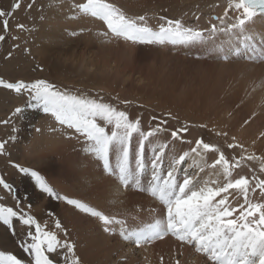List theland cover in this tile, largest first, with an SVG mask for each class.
Segmentation results:
<instances>
[{"label": "snow or ice", "instance_id": "6c2138e0", "mask_svg": "<svg viewBox=\"0 0 264 264\" xmlns=\"http://www.w3.org/2000/svg\"><path fill=\"white\" fill-rule=\"evenodd\" d=\"M34 3L32 0L27 8L31 9ZM20 8L21 0H15L7 10L0 8V43L18 39L12 34L10 22ZM74 8L102 21L105 30L99 35L107 39L162 47H205L225 62L233 57L264 61V35L257 39L258 34L249 29L256 18H264V0H227L223 15L212 16L206 27L190 26L182 19L163 15L154 27L145 15L129 16L109 0H84L75 3ZM200 19L195 17L197 24ZM16 27L24 30L25 26ZM218 34L235 36L236 43L217 46ZM12 57V51H8L4 59ZM0 89L27 97L23 106L14 107L8 119L0 120V124L12 125L11 134L0 139V157H10L9 147L18 142L20 129L13 118H22L28 108L39 109L66 130V139L84 141L87 154L113 179L117 191L144 194L158 202L159 211L151 222L130 224L129 219L136 221L139 212L111 214L83 198L62 195L39 170L9 160L21 175L34 181L43 195L94 219L103 233L118 237L125 245L147 249L157 241L173 238L178 249L171 264H181L184 246L193 248L210 264H264V155L250 152V146L236 136L226 147L240 151L229 157L222 146L206 142L203 136L185 139L193 126L213 131L207 123L170 128L169 121L179 122V117L170 111L165 118L152 116L154 124L145 130L139 116L131 117L127 110L104 102L102 97L61 91L47 79L0 76ZM120 103L129 105L132 101L125 99ZM215 135L228 138L229 133L215 130ZM162 139L163 143H156ZM177 143L181 145L179 151ZM184 144L188 145L187 150L182 147ZM210 153L215 157L211 163ZM249 162H259L258 171ZM243 167H248L250 177L237 171ZM0 187L16 200L15 206L0 203V228L30 257L26 260L0 251V264H81L69 228L54 209L47 213L51 225L42 222L32 214L30 204L23 206L13 185L3 176ZM3 199L0 197V201ZM159 261L165 264V256L161 255Z\"/></svg>", "mask_w": 264, "mask_h": 264}, {"label": "bare ground", "instance_id": "6f19581e", "mask_svg": "<svg viewBox=\"0 0 264 264\" xmlns=\"http://www.w3.org/2000/svg\"><path fill=\"white\" fill-rule=\"evenodd\" d=\"M46 1L50 4V8L53 11L51 12V22H47V30H45L44 35L40 39L39 54L43 59L49 57L47 53L49 50H56V48L58 49L62 45L60 44L61 40H59L63 36L62 30L66 31L68 26L79 27L78 23L86 27L84 30H88V26L92 23L84 19L87 18L84 17L86 16L84 14L82 16L78 15L75 18L76 12H71V18L70 16L67 18L66 15L68 14L65 13L70 3L69 0ZM132 1L137 2L134 3V8L136 4H138L139 9L146 7L147 15L145 16L148 17L149 23L154 27L161 22L159 21L161 15L171 19H182L190 26L206 27L212 16L223 15L224 8L227 5V0ZM76 11L78 12V10ZM196 16L201 17L198 24L195 20ZM73 19H79L80 22ZM94 22L98 24L97 21ZM249 29L252 34H258L256 38L260 39V36L264 35V18H256L249 25ZM88 37H83V48L81 49L86 51L88 57L97 58L99 64H91L92 66L90 67L86 64L89 68L84 70L86 77L93 75L97 70L102 68L116 76L117 69H119L117 66L122 64L120 67H124L122 74L131 77L130 79L140 89L138 93L141 94L144 91L147 94H155L158 90V93L156 92L157 97H153V95L148 96L151 101L148 103H154V106L157 104L158 113L162 110L172 113V110H174L176 115L187 114L184 116L178 115L181 117V121L179 122L175 120L169 121L170 128L179 127L183 122L191 125L207 123L209 128L213 129V131H209L198 126L190 127L189 132L185 134V139L194 140L203 136L205 140L206 138L208 139V142L217 143L222 146L226 155L228 154L231 157L232 155H238L240 150H229L226 145L228 142H231L232 136H236L240 142H243L246 146H250V152L264 155V61L258 59L249 61L242 57H233L225 62L211 55V49L205 47H162L158 45H143L142 47H138L137 44L120 40L121 42L118 41L120 44L117 46L116 51H114L115 53L112 52V54H115L114 58L116 62L115 64L112 63L114 65L111 66V63H109L110 59L104 60L110 47L107 46L106 48L109 47L107 50L103 48L104 45H102L103 47L93 46L94 44L90 45L86 42ZM216 40L217 46L236 43L235 36L229 37L224 34H218ZM147 59L151 62H144V64H151L152 66L159 64L160 60L168 62L166 66L170 65V62L176 61L174 65H179L183 69L178 70L176 66L172 67L174 69L171 70L166 68L169 70V74L164 80L150 76L147 78L148 74L142 72L143 68L139 64L142 60L146 61ZM151 65L147 70L152 68ZM177 73H184V76H179L173 81L172 78H175ZM169 76L171 77L168 79ZM154 82H163L164 85L160 88L158 87V89L156 87L153 88L152 86H156ZM148 85L151 86V89L147 88ZM110 87L111 85L106 89H110ZM103 91L105 92V90ZM109 92L112 93V91ZM140 94L138 97L142 96ZM142 101H136L135 105L130 106L129 114L131 117L139 116L142 119L143 127L147 130L149 125L154 124L151 121V117L155 112L154 109L150 108V104L148 106L144 100ZM140 104L143 107H140ZM141 109L143 110L140 111ZM246 121L247 123H245ZM215 130L227 131L229 133L228 138L216 136ZM65 136L66 130L60 127L52 131L51 134L44 133L36 137V134L33 132L29 137L28 134L23 135L18 155L21 154L22 160L26 158L30 161L33 160L32 156L34 155L36 158L34 160L35 163H32L34 168L39 170L62 195H68L72 198H83L92 205L99 206L111 214L123 215L127 212H139L136 221L129 219L130 224L140 223L141 221L143 223L151 222L152 217L159 211L158 202L153 201L144 194L117 191L113 179L104 174L95 159L87 154V146L84 144V141L82 139H66L64 138ZM33 140L37 141V146H35L34 150L32 146ZM253 141H255L254 146ZM163 142V139L156 141V143ZM151 147L152 145L149 146V148ZM182 147L187 150L188 145L184 144ZM180 148L181 145L177 143L176 150L179 151ZM148 155H151L150 151ZM214 158V154L210 153L208 155V162L211 163ZM249 166L258 171L260 165L259 162H249ZM237 171L249 177L252 175L248 167H243ZM221 179L223 178L221 177ZM20 181L21 183L25 181L24 185L28 189V192H26L27 189L22 183L20 191L23 190V192L19 193L26 197L22 198V195L19 197L23 202V206L27 207L30 204L32 206V214L40 218L42 222H47L50 225L52 221L48 218L47 213L50 209H54L69 228L71 233L70 238L77 245L76 251L81 259V264H160L159 258L161 255L165 256V264H171L172 258L178 249L177 242L173 238L157 241L147 249L125 245L118 237H112L103 233L94 219L72 211L70 206H66L62 201L48 198L40 193L38 189L34 190V184L30 183L28 177L24 176ZM154 208L156 212L152 211ZM182 251L183 255L180 256L181 264H210L204 256L196 253L191 247L184 246Z\"/></svg>", "mask_w": 264, "mask_h": 264}, {"label": "rangeland", "instance_id": "374dc122", "mask_svg": "<svg viewBox=\"0 0 264 264\" xmlns=\"http://www.w3.org/2000/svg\"><path fill=\"white\" fill-rule=\"evenodd\" d=\"M69 1L70 3L65 13V14H68L66 15L67 18L69 16L71 18L72 16L71 12H76V14L74 15L75 18H77L76 16L78 15L82 16L83 14H80L79 12H77L73 5L74 3L84 2V0H69ZM139 1L142 2L141 0ZM14 2L15 0H0V8L7 10L11 7V5ZM31 2L32 0H21V8L16 11L14 17L12 18L10 22V28H11L12 34L17 36L18 39L17 40L8 39L6 43H0V76H3L7 79H19V78H23L26 80L47 79L48 81L56 84L57 87L61 91L66 90L72 95H82V96H88L92 98L103 97V101L105 100L104 102L113 104L120 110H127L129 113H130L129 111L130 106H133V104L134 103L136 104L138 101L143 102L142 100H144V102L147 103L148 106L149 104L151 105L150 108L154 109L155 113H153V116H157L159 118H165L166 113L168 112H166L165 110H162L158 113V110H157L158 107L156 106L157 104H155L154 106L153 102H152L153 104L148 103V102H151L148 96L153 95V97L154 96L157 97V94H156V92L158 93L157 89L158 87L160 88L161 86L164 85L163 82H158V83L154 82L156 86H152V87L157 88L155 89L157 90L155 94H147L144 91L143 93L140 94L138 93L140 89H138L137 85H135V83L130 79L131 77L125 76L124 74H122V70L124 68L123 66L122 68H120L122 64H119L117 66L120 70L117 69L118 72H116V76H114L115 75L114 73H113L114 75H112L110 71H107L103 68L100 70H97L96 72L98 73L95 72L93 75H88V77L84 75L86 74L84 73L85 72L84 70L89 69L88 67L94 64H99L97 61V58L88 57V54H86V51H84V49L83 50L81 49L83 48L82 42H83L84 36L86 37L89 36L86 39L87 40L86 42H88L90 45L94 44L93 46H96V47H103L102 45H104L103 48L107 50L110 47L109 51L106 50L108 53L105 55L104 60L110 59L109 63H111V66L114 65L116 62L114 58L115 54H112V52L116 51L117 46L120 44L118 43V41L119 42L123 41V39H118V40L108 39L107 40V38L100 36L99 33L105 30V26L103 25V23H101L102 21H98V19H95L87 15L84 16V17H87L84 19H86L89 22H92L90 26H88V30L86 29L84 30V28L86 27L81 26L80 23H78L79 27L68 26V28H66V31L62 30L63 36L61 37L63 38L60 37L59 39L61 40L60 44H62L60 48L58 49L56 48V50L55 49L49 50L47 52L49 57L46 59L41 58L39 54V47H40L39 45L41 41L40 39L42 35H44L45 30H47V25H48L47 22L48 21L51 22V19H52L51 12L53 10L50 8V4H48L46 0H35L33 7L31 9H28L27 5ZM109 2L115 3L118 7L122 8L129 16L147 15L146 7L139 9L138 4H136L135 5L136 7L134 8V3H137L136 1L133 2L132 0H109ZM73 20H77V19H73ZM92 20L97 21L98 24H96V22ZM77 22H80V20L78 19ZM17 24H23L25 26L24 30L17 29L16 27ZM0 30H2V25H0ZM73 33H75V35H73ZM78 41L79 42L81 41V42L79 43ZM127 43H130V42H127ZM13 44H18L19 47L13 48L12 47ZM137 45L138 47L143 46V44L141 45L137 44ZM107 46L109 47L106 48ZM8 51H12L13 57L10 60H5L4 57ZM112 60H115V61H112ZM88 62L90 63L88 64ZM144 62L147 63L151 61L147 59L146 61L142 60L141 63H139L143 68L142 72H145L144 74L146 73L148 74L147 78L150 76V77H158L164 80L169 74L168 73L169 70L174 69L172 67L176 66L178 70L183 69L179 65H174L175 64L174 62L176 61L170 62V65L168 66H166L168 62L164 60H160V63L157 64L156 66L154 65L152 66L151 64H144ZM86 64L88 65V67ZM150 65L152 66V68L147 70V68H149ZM166 68L169 70H167ZM152 72L154 75L152 74ZM102 73H104L105 75ZM179 76L183 77L184 73L183 74L177 73L176 77L172 78V80L174 81ZM115 77H118V78H115ZM170 77L171 76H169L168 79ZM110 85H111L110 89H106ZM174 87H177V86H174ZM147 88L151 89V86L148 85ZM103 90H105V92ZM108 90L112 91V93H110ZM103 93H106V94H103ZM135 94H138V95H135ZM139 94L142 96L138 97ZM26 99L27 97H19L7 90L0 89V120L8 119L14 107L23 106ZM125 99L132 101V104L125 105V104L120 103L121 100H125ZM142 110L143 109H141L140 111ZM172 114L176 115L174 110H172ZM178 115L184 116L187 114L185 113V114H178ZM13 119L15 120V126L20 129L19 138H18L17 143L9 147L11 156L10 157H0V176H3L7 182L13 185V187L15 186L16 188L14 187V189H15L16 196L18 195V197L19 196L21 197L22 194L20 195L19 192H23V190L20 191V189L22 188V183L24 185L25 181H22L21 183L20 180L24 178V175H21L15 168H13L11 163H9V160L16 161L19 163L21 162L22 164L25 163L24 164L25 166L34 168V165L32 164V163H35L34 160L36 159L34 155L32 156L33 157L32 161L26 158L22 160L23 157L20 156L21 154L18 155V150L21 145L20 143H22L23 135L28 134V137H29L33 132L36 134V137L40 134L43 135L44 133L51 134V132L53 131L52 130L53 128L58 129L60 126L57 125L55 121H53L50 117L46 116L41 110L36 109V108H28L25 111V114L22 118H19V119L13 118ZM180 119L181 117H179V121H181ZM171 121H174V120H171ZM181 124H184V123L182 122ZM36 128H40V129L42 128V129L40 132H37L35 131ZM11 131H12V125L0 124V139H6L8 135L11 134ZM206 142H208L207 138H206ZM36 143L37 141L33 140V145H32L33 150L35 146H37ZM25 177H28V176H25ZM28 179L31 184H34V190H37V187L35 186L34 181L30 177H28ZM15 184L18 186H16ZM24 187L26 188L25 185ZM26 192H28V189ZM12 196H13L12 194L6 192L2 187H0V197H4V199L0 201V203H4L6 206H15L16 200ZM23 197H26V196L22 195V198ZM0 241H1L0 251L11 252L12 254L16 255L18 258H25L26 260L30 259V257H28L27 254H25L17 246L16 241L10 236V234L6 233V231L3 228H0Z\"/></svg>", "mask_w": 264, "mask_h": 264}]
</instances>
